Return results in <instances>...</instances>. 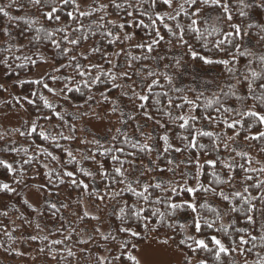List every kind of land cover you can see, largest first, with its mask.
Returning a JSON list of instances; mask_svg holds the SVG:
<instances>
[{"label": "snow or ice", "instance_id": "snow-or-ice-1", "mask_svg": "<svg viewBox=\"0 0 264 264\" xmlns=\"http://www.w3.org/2000/svg\"><path fill=\"white\" fill-rule=\"evenodd\" d=\"M13 5L36 11L30 18L12 16L7 8ZM110 9L118 18H109ZM261 12L264 0H9L0 6L3 17L26 25L19 37L0 28L3 74L26 65L50 69L13 82L34 86L28 95L13 96L12 107L30 105L37 117H22L18 127L0 132V152L23 153L20 160L0 158V168L12 176L0 182V194L20 196L23 186L47 195L43 203L22 199L33 218L16 209L15 219L0 225V254L23 258L17 245L39 241L35 255L28 253L33 264H69L70 258L75 264H209L200 253L214 264L228 257L231 264H264V48L244 43L253 34L264 43V19L250 18ZM235 16L248 19L236 22ZM137 28L147 30L146 39L135 40ZM190 63L195 71L189 72ZM217 66L223 71L201 79ZM186 74L195 87L185 85ZM0 91L8 86L0 83ZM64 105L84 122L79 130ZM53 118L61 122L54 133L39 123ZM10 133L37 134L66 159L41 145L18 147L6 139ZM61 140H79L83 148L74 152ZM34 164L32 179L43 168L46 180L29 185ZM64 186L76 190L75 202L71 195L52 201ZM45 213L59 220L55 232L42 225ZM109 217L119 224L105 228ZM25 227L33 230L26 237Z\"/></svg>", "mask_w": 264, "mask_h": 264}, {"label": "trees", "instance_id": "trees-1", "mask_svg": "<svg viewBox=\"0 0 264 264\" xmlns=\"http://www.w3.org/2000/svg\"><path fill=\"white\" fill-rule=\"evenodd\" d=\"M8 2H9V0H0V6L7 5ZM105 2H106V0H105ZM7 10L9 11L10 15H12V16H25L26 18H30L32 16V14L35 13V11H36L35 9L29 8L27 5H25L23 11L17 10L15 5H13L12 7L7 8ZM109 11L111 13L109 18H113V19L118 18V14L117 13H115L111 9ZM250 18L255 19V20H262V19H264V12H261L260 14L255 15V16H253L252 13H250ZM234 19L236 20V22H241L243 19H248V18H240L239 16H235ZM41 22L46 23L45 21H41ZM87 22L88 21H85V23H87ZM145 22L146 23L148 22V19L146 17H145ZM5 26L10 27L12 32H13V34L16 35L17 37H19V32L26 25H25V21L24 20L9 21L6 17H3V15L0 14V28H3ZM126 31L132 32L133 29L131 27H128L126 29ZM164 31L165 30L162 29V32H164ZM135 33H136L135 40H141V39H146L147 38V30H145L143 28L135 29ZM3 39H4V37L2 35H0V40H3ZM96 40L99 41L100 44H102L105 47H107L106 42L101 40L99 37H96ZM135 40L133 41V43L135 42ZM257 40H258V38L256 37L255 34H253L252 36L245 38L244 43L249 48H253V49L264 48V43H259L258 44ZM20 42L21 43H27L26 40H24L22 38L20 39ZM190 42H193L194 45L197 48L199 47V43L198 42H194V41H190ZM88 43H91V41H89ZM29 49H31V46H29ZM26 51H28V54H31V52L28 49H26ZM31 51H35V49H31ZM41 51H44V52H46L49 55L51 54V49L45 48L43 46H41ZM108 51H112V48H108ZM133 53L134 54H139V50L133 49ZM3 55H5V54H0V58H2ZM97 59H98V57H97ZM120 62L123 63V57H121ZM245 62L246 61L242 59L241 60V66H243V64ZM189 67L195 69V67L191 63L189 64ZM206 67H208V66H206ZM0 68L3 69V66H0ZM33 69H34V67H32L31 65H26L24 68L15 69L9 75H7V76L4 75V76H5V78L7 80L15 81V80H17V78H20L22 75H24V74H26L28 72H31ZM48 71H50V69ZM222 71H223L222 66H217V67H209V70H208L206 75L203 72H201V73H202V77L203 78H210V77L218 75ZM221 78L223 79V77H221ZM28 80H30V79H28ZM184 83H185V85L195 87V85L192 82H185L184 81ZM15 86L19 89V94H18L19 96L28 95L30 93V91L32 90V88L34 87V86H30V85H25L23 87H20L18 85H15ZM57 86H59V85H57ZM0 93L3 94L4 91H0ZM45 94L48 95L47 92H45ZM111 94H112L113 97H115L118 94L117 90H113V92ZM71 95H74V96L78 97L80 94L79 93H73ZM13 96H15V95L11 94L8 98L3 99L2 104L6 105L8 107L14 108V107H12V105L15 104V101L12 99ZM50 99H54V98L50 97ZM125 103H127V102L125 101ZM64 107L67 109V112L69 113V115L66 116V119L68 120V122L70 124L71 123H75L77 125L78 130H79L81 128V123L83 121L74 120L73 119L71 114L73 112H75V108L72 107V106H69V105H64ZM16 108H19V105H16ZM25 109H26V111H25ZM22 111L25 112L24 113L25 114V119H28L29 117L31 119H36V117H37L36 109L34 107L30 106V105L25 104V108L22 109ZM43 112L45 114H48L49 110L48 109H43ZM197 114H199V113H197ZM113 120H115V117H113ZM39 123L41 125H43L45 129H48L49 131H52L53 133L60 130V128L54 127V125H57V124L61 123L58 120H56L55 118H53L51 120V122H48V121H45V120L41 119L39 121ZM61 127L63 128V131L67 135L68 134L67 126L61 125ZM8 129L11 130V128H8ZM146 130H148V129H146ZM2 131L3 130H0V132H2ZM177 131H179V130H177ZM80 134L81 133L78 131L77 135H80ZM6 139L11 140V141H15L16 146H18V147H29V145H32L33 147L35 145H41L43 147H48L50 151H53L55 155L60 156L62 160L66 159V153H63L59 149H55L53 146H50V142L42 141L41 139L38 138L37 134H33L32 137H20L18 134L10 133V135ZM33 142H34V144H33ZM203 142L206 143L207 139L205 138V140ZM60 143L62 145H64L65 147L71 148L74 152L77 149H82L83 148V145H81L79 140L73 141L71 143L68 142V141L61 140ZM174 143H175V141H174ZM174 155H176L178 160L182 158L180 156V154H174ZM0 158H5V159H8L10 161L11 160H20V159L23 158V153L18 155L16 153H3V152H0ZM52 166H55V164H53ZM83 166L88 168V169H90V170H94V168H95V166L93 164H91V162H87V161H85L83 163ZM37 167L38 166L34 164L30 168H28V172H27V175H26V178H25L27 184L31 185V184H33L35 182H39V183H44L45 182L46 177H44L42 175V173L44 172L43 168L39 169L41 175L37 176L35 181L32 179L34 170H36ZM68 168H69V170H73V171L75 170V167L73 165H68ZM78 175L80 176L81 179H84L86 183H89L90 185H92V179L91 178L84 177V176L80 175L79 173H78ZM202 179H204L205 182H207V179H208L207 175L205 177H202ZM11 181H12V176L9 173H7L5 169L0 168V182H11ZM95 185H98L100 190L103 191L104 182L102 180H100L99 176H97L96 179H95ZM24 189H25V187L20 186V188L18 189L19 192H20V196H17V197H13L11 195L0 194V211L7 210L9 212V216L8 217H6V218L5 217H0V225H7V224H9V222L11 220H14L16 215H17L16 209H19L20 212H23L24 215L28 216L30 219L33 218L34 214L32 213L31 209H27L26 206H22V199L24 198L23 197ZM55 191L56 190H54V192ZM58 191L60 192V196L56 197L55 195H53L52 196V201L53 202H55L57 199L65 200V198L68 195H71L73 201L75 202V200L77 198L76 190L70 189V188H67L66 186H64V187L59 188ZM42 195H43V201H44V198H45V196L47 194L46 193H42ZM125 198L129 199V202L131 203V198H129L128 196H126ZM5 205H7V208H5ZM13 205L15 207H13ZM75 209H76V205H75V203H73V210H75ZM64 216L66 218H68V219H74L73 217H71L70 212H65ZM107 220L113 226H116V225L119 224V221H117L113 217H109ZM180 222L183 223L184 222L183 219H181ZM41 223H42V225H50V229H52L53 232H55V227L52 226V225L59 224V220L58 219L53 220V219H51L48 216L47 213H45V216L41 219ZM90 223H94V222H90ZM17 224H19V221H17ZM23 231H24L25 237H26L28 234L32 233L33 230L30 229V228L25 227V229ZM210 234H214V233L210 232ZM15 235L19 238L20 231L18 230L15 233ZM0 236H2V233H0ZM52 238H59V236H53ZM75 239H76V237L73 236V241H69L68 242L69 246L72 245V243L75 241ZM37 244H39V241L32 242L31 244H28V243L18 244L17 246L21 247L22 250H24V248H23L24 246H28L29 247V251L26 252L24 250L26 255L23 258H21V257H11V256L8 257V258H5L2 254H0V256L3 259H7L8 261L30 262L31 259H30L29 255H28V253H31L32 255H35V248H36ZM74 250H77V249H74ZM94 250L95 251H100V254H103L102 250H98V249H94ZM0 252H2V250H0ZM189 254H191V253H189ZM199 257L200 258H207L208 261H209V264H214L213 258L211 257L210 254L200 253ZM253 258H254V254L248 257L249 260H252ZM46 259L47 258H45L43 256L40 258L41 261H44ZM232 259H233V257L225 258L224 259V264H231ZM242 259H243V257L239 258V260H241V261H242ZM51 264H55V262H51ZM69 264H75V260L70 258L69 259Z\"/></svg>", "mask_w": 264, "mask_h": 264}, {"label": "rangeland", "instance_id": "rangeland-1", "mask_svg": "<svg viewBox=\"0 0 264 264\" xmlns=\"http://www.w3.org/2000/svg\"><path fill=\"white\" fill-rule=\"evenodd\" d=\"M49 69L46 66H41L40 68H34L31 72H28L24 75H22L19 79H33L36 77L37 73L40 71H48ZM195 71L194 68L189 67V72ZM201 79H204L202 77V73L200 74ZM185 82H192L193 77L190 74H186L183 78ZM14 81L7 80L3 74V69L0 68V83H5L8 86V91L4 92L3 94L0 93V117L3 115H7V119H0V130H4V128H13L18 127L21 123V118L23 117L25 119V112L22 111L20 108H11L6 105L2 104L3 99L8 98L11 94H14L15 96L19 94V89L14 85ZM195 85V84H194ZM115 122V120H113ZM83 123H81V127L83 126ZM107 123V122H105ZM89 128L91 131H96V129L92 128L91 125H89ZM23 197H27L30 202L36 203H42L43 202V195L40 194L39 196L29 188H25L23 191ZM109 224V221L107 220L104 227L107 228ZM58 225V224H57ZM57 225H52L56 227ZM48 228H50V225H47ZM24 250L27 252L29 251L28 246L23 247ZM0 264H33L32 261L30 262H15V261H8L7 259H3L0 256ZM39 264V262H37Z\"/></svg>", "mask_w": 264, "mask_h": 264}]
</instances>
